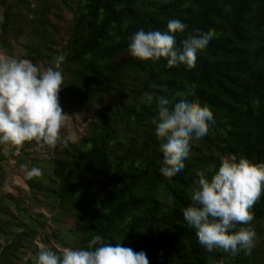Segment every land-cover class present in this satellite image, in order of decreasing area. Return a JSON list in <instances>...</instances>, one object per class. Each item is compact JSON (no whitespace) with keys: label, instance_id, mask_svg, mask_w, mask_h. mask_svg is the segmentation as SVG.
Masks as SVG:
<instances>
[{"label":"trees","instance_id":"1","mask_svg":"<svg viewBox=\"0 0 264 264\" xmlns=\"http://www.w3.org/2000/svg\"><path fill=\"white\" fill-rule=\"evenodd\" d=\"M0 15V51L19 50L41 70L64 55L60 105L90 117L78 142L0 145V264H33L40 245L86 249L97 235L144 251L149 264H264V193L251 209V255L207 251L182 215L200 171L211 179L233 155L264 163V0H0ZM169 19L187 25L175 33L178 48L196 29L215 33L191 69L127 51L131 35L165 32ZM145 92L151 104L141 103ZM160 96L169 107L199 102L215 120L172 177L160 172L152 123ZM10 159L27 166L26 189L5 193ZM32 167L42 175L26 178Z\"/></svg>","mask_w":264,"mask_h":264},{"label":"clouds","instance_id":"2","mask_svg":"<svg viewBox=\"0 0 264 264\" xmlns=\"http://www.w3.org/2000/svg\"><path fill=\"white\" fill-rule=\"evenodd\" d=\"M4 22L0 15V24ZM187 25L179 19H169L167 31L140 29L131 35L128 53L141 61L164 58L167 67L180 64L189 69L195 66L197 53L203 51L214 38L213 31L196 29L176 46L175 33H182ZM64 55L54 57L55 67L41 70L28 59L0 56V145L23 146L35 142L38 149L56 148L60 131L67 114L59 100L63 85L60 66ZM153 88L161 87L153 84ZM152 93L145 92L141 103L151 104ZM157 116L152 120L155 135L161 141L163 154L160 172L172 177L182 172L190 155L193 140L209 133V123L214 115L199 102L181 99L172 107L170 101L155 97ZM66 143V142H65ZM26 169V165H21ZM42 175V170L32 167L26 178ZM199 179L190 191L191 204L182 209L183 219L195 229L198 242L209 252L221 249L232 256L243 251L251 255L256 233L251 225V209L264 193V163H252L235 155L221 160L218 171L211 179L198 173ZM33 264H149L144 251L135 252L121 243L113 246L94 236L86 249L65 248L62 252L40 245Z\"/></svg>","mask_w":264,"mask_h":264},{"label":"rangeland","instance_id":"3","mask_svg":"<svg viewBox=\"0 0 264 264\" xmlns=\"http://www.w3.org/2000/svg\"><path fill=\"white\" fill-rule=\"evenodd\" d=\"M69 21L70 17L66 16V22ZM0 56L19 58L20 51L13 50L10 54L6 53L5 51H0ZM64 113H66L67 116L64 126L60 131V140L63 141L64 139H67V141L70 142H78L86 132L87 122L90 120V117L84 118L75 112L69 113L67 111H64ZM52 153L53 151L51 149H46L44 156H46V158H50L52 156ZM5 166L6 179L3 184V191L5 193H13L17 189H26L24 183L25 172L21 168L16 167L15 161L10 159L7 161ZM34 212H42L45 213L46 216H50L43 210H34Z\"/></svg>","mask_w":264,"mask_h":264}]
</instances>
